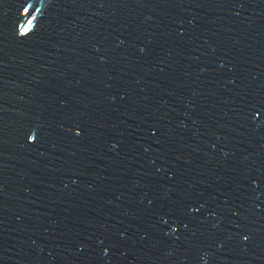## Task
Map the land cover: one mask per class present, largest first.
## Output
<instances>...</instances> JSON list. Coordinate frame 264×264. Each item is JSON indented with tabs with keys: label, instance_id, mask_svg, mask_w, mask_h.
<instances>
[{
	"label": "water",
	"instance_id": "obj_1",
	"mask_svg": "<svg viewBox=\"0 0 264 264\" xmlns=\"http://www.w3.org/2000/svg\"><path fill=\"white\" fill-rule=\"evenodd\" d=\"M0 264H264V0H0Z\"/></svg>",
	"mask_w": 264,
	"mask_h": 264
}]
</instances>
